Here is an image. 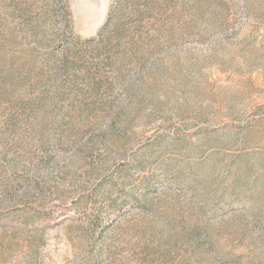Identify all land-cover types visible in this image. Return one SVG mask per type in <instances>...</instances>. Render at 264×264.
<instances>
[{"label":"rangeland","instance_id":"obj_1","mask_svg":"<svg viewBox=\"0 0 264 264\" xmlns=\"http://www.w3.org/2000/svg\"><path fill=\"white\" fill-rule=\"evenodd\" d=\"M0 264H264V0H0Z\"/></svg>","mask_w":264,"mask_h":264},{"label":"trees","instance_id":"obj_2","mask_svg":"<svg viewBox=\"0 0 264 264\" xmlns=\"http://www.w3.org/2000/svg\"><path fill=\"white\" fill-rule=\"evenodd\" d=\"M110 19H111V17L109 16V18L107 19L106 22L108 23V22L110 21ZM83 215H84V214H83ZM83 219H88V217H87V216H84Z\"/></svg>","mask_w":264,"mask_h":264}]
</instances>
